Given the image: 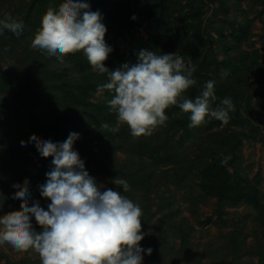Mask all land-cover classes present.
<instances>
[{
	"label": "trees",
	"instance_id": "obj_1",
	"mask_svg": "<svg viewBox=\"0 0 264 264\" xmlns=\"http://www.w3.org/2000/svg\"><path fill=\"white\" fill-rule=\"evenodd\" d=\"M47 1L31 0L15 13H9L3 8L6 0H0V18L8 13L24 22V31L30 30L19 38L4 31L0 41L28 43L30 33L34 39L48 8L58 10L63 2L50 0L53 3L49 7ZM253 1L257 8L261 7L255 17L262 18L264 0ZM81 2L88 3L90 11H98L102 16L101 22L106 27L104 40L112 49L104 61L109 71L124 64H135L141 50L157 54L177 52L185 62L191 59L196 67L193 79L197 83L184 96L194 99L203 85L213 80L217 100L211 107L219 106L221 100L227 97L232 100L235 111L229 114L227 125L206 117L205 123L190 128V114L183 113L178 105L171 106L165 110L168 120L164 125L158 126L150 136L134 137L129 127L109 109V92L98 94L99 97L93 99L97 87L108 82L107 74L94 70L82 51L66 55L61 63L39 48L32 51L25 47L28 63L12 67L7 77L0 76V89L13 93L21 108L22 121L28 130L24 132L25 136L35 135L53 143H62L70 133H78L73 150L79 154L84 166L87 168L93 163L95 172L110 176V183L118 177L129 184V191L125 193L121 187L120 193L138 203L142 209L141 232L145 235L139 246L145 250L152 249L151 255H145L149 258L148 264H176L181 253L191 247L189 240L195 229L185 219L173 222L177 210L170 209L161 218L160 224L155 223L154 226L151 222L154 214L151 212V193L158 192L160 188L163 192L168 191L171 186L178 187L188 182L197 186L200 191L198 197L202 200H216V220L222 219L224 209L246 206L251 210L255 223L253 244L246 247L247 235H242L241 230L235 228L228 233L231 235L228 248L234 252L233 262L245 254L255 256L256 264H264V188L261 189L264 177L258 174L250 179L241 169L243 142L262 143L264 147V92H257V83L264 81V19H260L262 35L259 39L263 53L259 54L254 49L249 54L243 46H254V41L250 42L248 35L251 21L244 10L240 14L241 21L233 27L235 21L227 19L231 0ZM215 3L218 6L212 9L211 17L217 18L219 13L223 15L218 20L229 22L232 41L227 39L222 27H216L217 36L214 39L205 33L201 12L204 7ZM240 3L241 0L231 2L237 6ZM141 28L146 37L144 40L136 36V31ZM214 43L217 47H213ZM234 50L238 54L236 58L230 55ZM10 52H13L12 48ZM217 54H221L222 58L218 59ZM260 57L263 58L261 62L258 61ZM223 72H227V75H223ZM251 77L253 81L249 82ZM250 90H254L253 95ZM252 97L255 98L254 103ZM103 124L108 127H101ZM5 135H10V130L0 125V155L5 154L7 160L0 164V190L11 197L13 185H23L27 180L31 191L28 198L40 200L41 207L47 210L50 201L41 196L39 189L47 182V173L54 168L53 158L42 157L36 147L23 148L18 141H11ZM11 142L16 145L13 146ZM1 148L4 150L1 151ZM116 152L126 157L124 163L113 160ZM225 156H231V159L222 165L221 160ZM107 188L117 190V185L112 183ZM4 194L2 196L6 199ZM195 198L190 199L192 210ZM164 204L169 206V203ZM31 223L35 231L42 230L35 220H31ZM165 232L179 240L178 251L166 246L162 238ZM2 257L7 260L6 256ZM10 263L41 264L30 258Z\"/></svg>",
	"mask_w": 264,
	"mask_h": 264
},
{
	"label": "clouds",
	"instance_id": "obj_2",
	"mask_svg": "<svg viewBox=\"0 0 264 264\" xmlns=\"http://www.w3.org/2000/svg\"><path fill=\"white\" fill-rule=\"evenodd\" d=\"M89 8L81 0H63L58 10L48 8L31 46L61 63L66 55L82 51L94 70L107 74L108 82L97 87V94H111L107 105L129 127L132 136L152 135L168 120L165 110L175 105L190 114V128L205 123L206 117L223 125L229 123V114L235 111L230 98L211 107L217 100L215 81H207L194 99L184 96L197 83L193 79L196 67L191 59L185 62L177 52L157 54L141 50L135 64L109 71L104 66L112 51L104 40L106 27L101 14ZM24 29V22L8 13L0 18V35L8 31L19 38ZM78 138L75 132L62 143L29 137L27 143H34L42 157L53 158L54 168L39 189L50 204L47 210L38 202L30 205L28 181L14 184L19 190L13 199L22 201L21 210L0 217V245L8 244L19 252L34 251L41 264H142L141 253L151 255L152 249L139 246L145 235L141 232V207L119 191L97 184L73 150ZM25 143L20 142L21 146ZM230 159L225 156L221 164ZM112 183L121 186L125 193L129 191L124 179L116 177ZM33 217L42 229L39 232L33 228Z\"/></svg>",
	"mask_w": 264,
	"mask_h": 264
},
{
	"label": "rangeland",
	"instance_id": "obj_3",
	"mask_svg": "<svg viewBox=\"0 0 264 264\" xmlns=\"http://www.w3.org/2000/svg\"><path fill=\"white\" fill-rule=\"evenodd\" d=\"M28 1L31 0H6L3 8L9 13H15L17 10L23 7L24 3ZM49 2L50 0L47 1L50 7L52 6L53 2ZM231 2L229 3L230 6L228 8L227 19H232V21H235L232 24L234 28L236 27L237 23L241 21L242 16L240 14L244 10L248 12V14H246L247 19L251 21V24L248 27V35L250 38L249 41H254V46L248 47L245 44L243 49L249 54H251L254 49H257L258 53L262 54L263 51L260 49L261 46L259 42V39L262 35V23L260 22V19H264V16L262 18L255 17L256 11H258V9L261 7L257 8L253 0H241L239 6L232 5ZM217 6L218 4L215 3L202 9L201 13L203 26H205V33L207 32L214 39L217 36L215 33L216 27H222L224 34L227 35V39L232 41L230 37L231 25L229 22L224 23L219 22L218 20L222 19L223 15L219 13L217 18L211 17L212 9ZM17 19L20 20L18 17ZM29 31L30 30L24 31L23 34ZM136 36H139L142 40L146 38L142 28L136 31ZM28 38H30L28 43H23L24 41L19 40H15V42L11 44L0 41V76L7 77V74L12 67L21 65V63L25 65L28 63V57L24 54L25 47L32 51L37 49L31 46L33 40L32 33H30ZM213 47H217V44L214 43ZM11 48L13 52H10ZM7 54H10V56H7ZM230 55L236 58L238 54L237 51L234 50L230 52ZM217 57L218 59L222 58L221 54H217ZM262 60L263 58L260 57L258 61L261 62ZM64 64L67 65L66 63ZM248 80L249 82L253 81L252 77ZM257 87L258 93L264 92V81L262 83H257ZM250 93L253 95L254 90H250ZM97 97L99 96L96 93L93 99H96ZM14 98L15 97L13 93L0 89V125L1 128L10 130V135H5V138H9L11 141H18L17 143H20L21 140L28 142L30 136H25L24 132L28 130L26 126L24 127L25 124H23L22 121L23 114L21 112V108ZM252 99V103H254L255 98L252 97ZM177 138L178 135L175 137V139ZM11 144H13V146L16 145L13 142H11ZM32 146L35 147L34 143H28L22 147L31 148ZM3 150L4 148H1V151ZM241 154V169L243 172H245L250 179L258 174L264 177L263 144L257 142H243ZM113 160L121 164L125 162L126 157L120 152H116ZM5 161H7L6 155L1 154L0 164L5 163ZM27 167L30 168L31 166ZM95 168V165L92 163L87 168L85 167V170L92 178H94L98 185H101V187H111L112 183L109 182L110 176L108 174H103L102 172H95ZM262 188H264V182L261 183V189ZM120 189L121 186H117V191L120 192ZM13 190L14 191L11 194V197L8 194L2 193L0 190V217L9 212L21 210L20 204L22 201L20 199H13L15 192L19 189L13 188ZM28 191L31 193L29 188ZM3 194L7 196L6 199H4V196H2ZM199 195L200 191L193 182L181 184L178 187L171 186L168 191L164 192L162 191V188H160L158 192L151 193V212L154 213L151 219L152 225L155 223L160 224L161 218L165 216V214H167L170 209H172L177 210V215L173 218L174 223H177L180 219H185L195 229V231L191 233L189 240V246L191 247L181 253V258L176 260V264H256L257 258L255 256L250 257L245 254L242 255L239 260L233 262L234 252L231 250V248H228V246H230L229 241L231 236L228 233L235 228L240 229L243 233L242 235H247L245 240L246 247H251L253 244L254 239L252 235L255 231V223L251 216V210L246 206H240L235 209H224L222 219L216 220V200L213 198L202 200L200 197H198ZM193 197H196V200L195 204L192 206V210L190 208V199ZM2 199H4L3 202H1ZM27 200L30 205L33 202H38L41 206V201L38 199H30V197L28 198L27 196ZM164 203H169V206H165ZM32 220H35L34 217ZM223 222L225 223L224 225H222ZM162 238H164L167 247L178 251L179 240L173 237L171 233L165 232ZM216 250L217 253H214ZM2 255L6 256L7 260L5 257L3 258ZM141 255L143 257L142 264H148V256H145L146 254L143 252ZM27 258L37 260L38 262L40 261L39 255L34 251L30 250L29 252H19L8 244L0 245V264H11L10 262L20 261Z\"/></svg>",
	"mask_w": 264,
	"mask_h": 264
}]
</instances>
